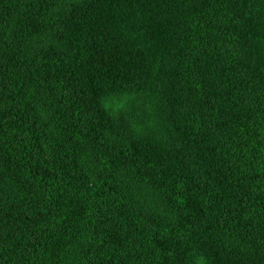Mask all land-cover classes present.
<instances>
[{"label": "trees", "instance_id": "trees-1", "mask_svg": "<svg viewBox=\"0 0 264 264\" xmlns=\"http://www.w3.org/2000/svg\"><path fill=\"white\" fill-rule=\"evenodd\" d=\"M0 264H264V0H0Z\"/></svg>", "mask_w": 264, "mask_h": 264}, {"label": "rangeland", "instance_id": "rangeland-1", "mask_svg": "<svg viewBox=\"0 0 264 264\" xmlns=\"http://www.w3.org/2000/svg\"><path fill=\"white\" fill-rule=\"evenodd\" d=\"M148 102L152 106V114L147 110V100L136 99L129 101L126 95L109 97L103 107L112 119H115V115L120 109L130 107L131 112L136 116L140 139L151 144H156L160 141L166 143L169 135L168 124L160 117L153 102L151 100H148Z\"/></svg>", "mask_w": 264, "mask_h": 264}]
</instances>
